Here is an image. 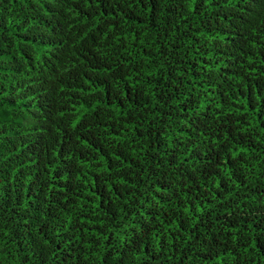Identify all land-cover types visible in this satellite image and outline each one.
<instances>
[{
  "label": "trees",
  "instance_id": "obj_1",
  "mask_svg": "<svg viewBox=\"0 0 264 264\" xmlns=\"http://www.w3.org/2000/svg\"><path fill=\"white\" fill-rule=\"evenodd\" d=\"M0 264H264V0H0Z\"/></svg>",
  "mask_w": 264,
  "mask_h": 264
}]
</instances>
